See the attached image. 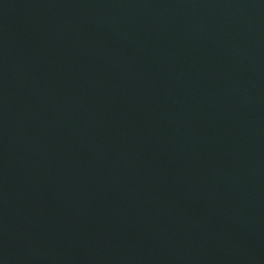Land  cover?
Listing matches in <instances>:
<instances>
[{
  "label": "water",
  "instance_id": "95a60500",
  "mask_svg": "<svg viewBox=\"0 0 264 264\" xmlns=\"http://www.w3.org/2000/svg\"><path fill=\"white\" fill-rule=\"evenodd\" d=\"M0 264H264V0H0Z\"/></svg>",
  "mask_w": 264,
  "mask_h": 264
}]
</instances>
